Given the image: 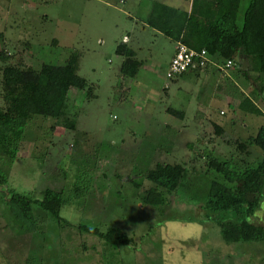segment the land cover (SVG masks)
Wrapping results in <instances>:
<instances>
[{"label": "rangeland", "instance_id": "374dc122", "mask_svg": "<svg viewBox=\"0 0 264 264\" xmlns=\"http://www.w3.org/2000/svg\"><path fill=\"white\" fill-rule=\"evenodd\" d=\"M155 1L169 2L0 0V53L7 58H0V107L5 66L38 69L76 54L77 74L92 94L68 91L73 129L34 115L14 162L0 160L8 175L0 187V264H264V242L226 243L202 209L216 176L206 155L249 166L264 160L256 145L240 150L233 142L256 133L264 116L236 111L219 97L221 88L240 94L243 86L216 67L206 77H167L176 41L148 25ZM122 42L140 63L134 77L121 73ZM156 162L182 163L187 174L175 193H164L168 201L150 206L140 197L151 185L144 172ZM11 188L33 199L45 188L63 189L66 203L58 219L32 204L36 223L27 232L30 222L9 211ZM258 208L252 221L264 227V197ZM80 226L116 228L130 244L115 246Z\"/></svg>", "mask_w": 264, "mask_h": 264}, {"label": "trees", "instance_id": "16d2710c", "mask_svg": "<svg viewBox=\"0 0 264 264\" xmlns=\"http://www.w3.org/2000/svg\"><path fill=\"white\" fill-rule=\"evenodd\" d=\"M241 1L214 0L213 4H207L208 9L204 11L195 2L189 11H185L155 1L146 20L150 27L176 42H182L195 50L205 49L207 56L216 59L219 64L232 60L233 66L237 67L240 60L247 68L243 76L253 80L257 93H263L264 0H247L239 25L237 21ZM116 53L123 57L122 75L134 77L140 66L134 51L122 42ZM0 58L7 59L2 57V53ZM77 64L76 54L61 65L42 63L38 69L14 65L3 68L0 160L5 161L6 165L10 166L17 158L25 129L34 115L61 119L66 128H74L73 120L65 116L68 91L75 88L85 92V97L92 95L86 92L89 88L86 79L77 74ZM197 68L202 67L193 69ZM241 109L259 113L253 103L242 105ZM252 144L264 153V125L259 127L254 136L238 142V148L242 150ZM206 157L208 171L216 174L207 184L202 198V209L207 219L218 226L220 236L226 243H263L264 227L255 224L252 219L264 197V160L253 166L231 161L237 167L234 169L231 162L219 161L212 154ZM4 168L0 165V187L8 183ZM186 172L182 163L156 162L147 168L144 178L151 185L144 189L140 197L142 203L150 206L164 204L168 201L167 195L175 193L184 184ZM136 188H139L138 184ZM34 203L47 215L58 219L59 211L66 203L65 192L63 189L45 188L40 199H33L30 195L11 191L7 202L9 211L16 220L30 222L25 229L27 232L32 231L36 223L32 208ZM80 227L115 246L130 244V238L116 228L110 227L101 232L95 227Z\"/></svg>", "mask_w": 264, "mask_h": 264}, {"label": "crops", "instance_id": "0c3cea01", "mask_svg": "<svg viewBox=\"0 0 264 264\" xmlns=\"http://www.w3.org/2000/svg\"><path fill=\"white\" fill-rule=\"evenodd\" d=\"M168 1L169 2H167V4L166 3H164V4H166L168 6H172V7H175V5H177V7H175V8H178V9H181V10H185V11H189L191 6L195 2V0H184L183 2H181L180 0H168ZM213 2H214V0H197L195 3L200 7L201 10H203L202 7H204V9H205V6L207 4H210V3L213 4ZM172 3H176V4L172 5ZM153 29L157 30L155 28H153ZM209 60L210 61L207 63V65L205 67L197 68V69H191V70H188V71H190V72H192L193 74H196V75L197 74L199 75L200 72H203V74H204L203 76L206 77L207 76L206 74L211 69V67H213V68L216 67V69L219 70V68L216 66L217 64H219V62H217L216 59L209 58ZM237 65H236L237 67L233 66L228 71V73H226V75H227L228 78L231 76L232 80L236 81L239 85L243 86V89L240 88L242 90H241L240 94H238V93H236L234 91H231V90L230 91H226V90H223V88H221L222 91H221V93H219V95H220L219 97L225 99L226 101L228 100V103H230V106L234 107L236 109V111L239 110V111H243V112H247V113H251V112H248V111H245V110L241 109V106L242 105H244V106L247 105L248 106L250 103H253L258 108V111H259V113L256 114V115L264 116V106L260 105V100H262V102H264L263 93H261L260 91L257 93V91L255 90V86H254L256 84L253 83V80H251V79L247 80L243 76V71H245V69H247L246 65L245 64H241L240 60H239V64H237ZM182 74H180V75H182ZM240 76L243 77V81H241L242 78L240 79ZM251 84H252V86H251ZM251 114H255V113H251ZM244 127H245V125H244ZM256 133H254L251 136H254ZM251 136L250 135L247 136L244 140H241L240 139L241 136H239L237 139L233 140V142L236 143V142H239V141L240 142L246 141Z\"/></svg>", "mask_w": 264, "mask_h": 264}, {"label": "built area", "instance_id": "2783aa9c", "mask_svg": "<svg viewBox=\"0 0 264 264\" xmlns=\"http://www.w3.org/2000/svg\"><path fill=\"white\" fill-rule=\"evenodd\" d=\"M206 50H195L188 47L182 42H176L174 53L169 61L166 75L167 77H175L183 72L195 67H203L209 62ZM220 71L228 73L233 67V61L227 60L222 64L216 65Z\"/></svg>", "mask_w": 264, "mask_h": 264}]
</instances>
